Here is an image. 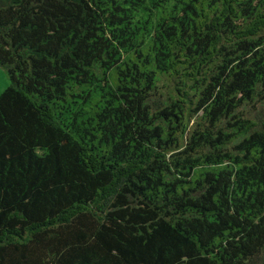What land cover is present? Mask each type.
I'll use <instances>...</instances> for the list:
<instances>
[{
  "label": "trees",
  "instance_id": "1",
  "mask_svg": "<svg viewBox=\"0 0 264 264\" xmlns=\"http://www.w3.org/2000/svg\"><path fill=\"white\" fill-rule=\"evenodd\" d=\"M0 264H264V0H0Z\"/></svg>",
  "mask_w": 264,
  "mask_h": 264
},
{
  "label": "rangeland",
  "instance_id": "2",
  "mask_svg": "<svg viewBox=\"0 0 264 264\" xmlns=\"http://www.w3.org/2000/svg\"><path fill=\"white\" fill-rule=\"evenodd\" d=\"M9 86V78L6 71L0 67V94Z\"/></svg>",
  "mask_w": 264,
  "mask_h": 264
}]
</instances>
